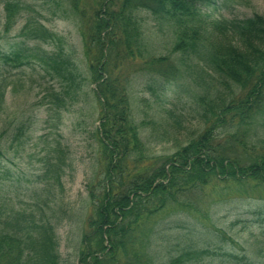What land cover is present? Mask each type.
<instances>
[{"label":"trees","instance_id":"1","mask_svg":"<svg viewBox=\"0 0 264 264\" xmlns=\"http://www.w3.org/2000/svg\"><path fill=\"white\" fill-rule=\"evenodd\" d=\"M108 2L113 6L118 4L116 12L109 11L106 4L87 22L83 35L87 55L91 58L90 70L98 85L97 96L104 108L98 128L104 171L100 174L99 192L89 188L93 215L88 222L90 232L82 236L78 264H264V199L258 200L259 209L254 212L260 228L250 233L242 253L236 254L232 250H221V247H227L226 233L217 230L213 224L210 229L198 222L205 213L193 204L183 202L182 196L191 195L211 182L231 184L242 193L264 189V154L252 155L248 162H243L225 157L223 150L219 146L216 149L213 142L217 131L223 127L230 123L248 125L256 115L264 112V17L255 14L241 20H211L203 8L211 5L213 0ZM17 4L6 2V32L15 22L12 12ZM141 11L170 22L177 39L174 52L202 60L205 70L212 75L211 84L194 99V111H189L196 114L202 132L155 167L151 174L144 175L130 171L128 163L147 152L148 143L162 141L168 135L167 129L181 127V119H174V125L170 126L174 116L171 111L167 112V121L158 115V125L146 131L143 138L141 125L133 117L128 92L124 87L116 91L114 82L107 76L106 57L110 45L115 48L121 44V52L126 56L140 57L143 66L139 72L147 73L155 85L160 84L159 89L178 77V67L165 58L144 60L146 42L142 21L137 15ZM26 29L28 37L34 41L48 42L53 37L44 26L32 22ZM93 48L97 50L96 55ZM19 53L3 57L6 61H18ZM41 60L50 61L54 72L61 77L70 64L68 58L57 60L44 56ZM155 65H161L163 70H150ZM73 72H69L70 77ZM149 90L156 96L155 86ZM66 94L67 91L52 92L48 97L51 100L48 112L57 118L66 107ZM3 96L0 89V98ZM141 124L145 126V122ZM163 126L167 129L161 130ZM54 143L46 149L47 160L51 155L64 152L59 140ZM51 161L46 163L45 177L51 175L52 183L46 180L40 190L29 196L39 213L43 210L40 204L43 192L61 186L64 159L59 156L58 162ZM47 201L44 200L46 206ZM56 213L57 209L53 208L51 215L55 217ZM163 213L192 216L196 226L170 229L173 222L165 224ZM35 214L30 209L28 213L13 210L4 214V226L0 223V264H61L55 225L52 224L55 219L43 213L38 217ZM206 214L213 216L215 213L212 215L208 209ZM238 223L240 221L235 224ZM196 238L199 240L195 241Z\"/></svg>","mask_w":264,"mask_h":264},{"label":"rangeland","instance_id":"2","mask_svg":"<svg viewBox=\"0 0 264 264\" xmlns=\"http://www.w3.org/2000/svg\"><path fill=\"white\" fill-rule=\"evenodd\" d=\"M6 2L18 3L12 12L15 22L9 32L5 30ZM106 4L109 11L118 9V4L113 6L108 0H0V89L4 92L3 99L0 98V214L13 210L28 213L30 209L37 217L43 213L52 219L51 211L57 209L53 217L56 221L52 220V224L55 225L61 264H78L82 236L90 232L88 222L93 215L89 188L92 192H99L100 174L104 171L98 142L104 108L97 96L98 85L93 80L91 58L87 55L83 35L87 22L94 19L96 12ZM203 12L211 20H241L255 14L264 17V0H213ZM137 15L142 21L146 42L144 60L165 58L179 71L174 82L159 89L160 84L155 85L147 73L139 72L143 66L140 57L126 56L121 52V44L115 48L110 45L107 53V76L111 77L116 91L124 87L128 92L133 117L141 125L143 138L146 131L158 125V115L167 121V112L171 111L174 118L170 119V126L174 125V119H181V127L171 130L165 124L167 128H159L167 129L168 135L158 143H148V151L128 163L130 171L144 175L151 174L155 167L202 132L196 114L189 111H194V99L205 92L212 75L205 70L202 60L174 52L177 39L170 22L154 17L148 11ZM30 22L44 26L53 35L52 39L48 42L31 40L25 30ZM15 53L21 54L18 61H6L3 57ZM96 53L94 50V55ZM44 56L70 60L63 77L54 72L50 61L41 60ZM157 69L163 70L161 65L150 70ZM70 71H74L72 77ZM66 75H69L67 79L64 78ZM151 86H155L157 97L149 90ZM60 91H67V104L57 118L48 112L51 105L48 97L52 92ZM55 140L61 142L64 152L51 155L47 160L46 149L55 145ZM213 142L227 158L248 162L252 155H263L264 112L256 115L248 125L230 123L223 127L217 131ZM59 156L64 159L61 186L43 192L40 199L43 210L39 213L29 196L51 179V175L45 177L46 163L49 160L58 162ZM257 190L242 193L231 184L211 182L191 195L182 196L183 202L191 203L205 213L198 222L210 229L213 224L217 230L226 233L227 247H221V250L241 254L250 233L260 228L254 212L259 209L258 200L264 199V189ZM46 199L47 206L44 204ZM208 209L215 214L208 216ZM170 213L162 214L165 224L173 222L170 229L194 227L192 216ZM4 214L0 217L2 225ZM237 221L240 223L236 225Z\"/></svg>","mask_w":264,"mask_h":264}]
</instances>
